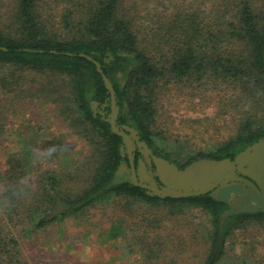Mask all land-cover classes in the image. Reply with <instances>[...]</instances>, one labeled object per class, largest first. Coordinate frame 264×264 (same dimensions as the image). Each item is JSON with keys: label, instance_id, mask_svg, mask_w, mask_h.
<instances>
[{"label": "trees", "instance_id": "1", "mask_svg": "<svg viewBox=\"0 0 264 264\" xmlns=\"http://www.w3.org/2000/svg\"><path fill=\"white\" fill-rule=\"evenodd\" d=\"M43 1L13 0L9 16L0 20V151L3 148L7 157V169L0 175V264H31L19 238L27 229L40 230L73 215L84 218L96 204L112 200L134 207L133 213L141 205H166L181 212L200 209L212 222L206 237L209 252L201 264H264V257L254 260L250 252L236 253L231 237L244 225L264 223V214L232 216L221 223L227 207L223 198L208 193L161 199L128 180L117 179L116 172L127 156L122 138L109 123L110 95L95 64L79 56L85 54L97 61L112 83L117 127L128 134L125 127L136 131L140 142L157 155L163 134L155 126L163 86L192 80L240 92L238 101L230 100L225 106H252L262 116L245 111L234 137L184 165L174 161L183 168L199 158L233 160L264 138V0L212 1V9L202 21L189 10L170 15L167 33L161 37L168 53L162 65L152 56L158 45L140 40L135 18L123 7L125 0H88L77 12H67L61 32L47 27ZM48 107L57 123L62 122L89 147L90 156L75 160L68 172L35 165L27 146L23 152L4 146L9 116ZM134 145L138 147L136 142ZM42 149L49 163L57 157L67 163L72 157L60 139L45 142ZM166 156L170 158V154ZM68 177L78 184L74 197L61 189ZM56 196L69 209L52 217ZM146 222L152 226L150 219L142 223ZM141 240L143 237H131L130 244L124 238L117 246L118 253L101 264H158L164 245L156 252V242L147 255L131 261L137 253L133 248L144 244Z\"/></svg>", "mask_w": 264, "mask_h": 264}, {"label": "rangeland", "instance_id": "2", "mask_svg": "<svg viewBox=\"0 0 264 264\" xmlns=\"http://www.w3.org/2000/svg\"><path fill=\"white\" fill-rule=\"evenodd\" d=\"M87 1L44 0L42 8L47 27L63 31V19L67 12H77ZM212 1L217 0H125L123 7L135 18L140 29V40L158 45L152 56L162 65L168 53L167 48L162 47L161 37L167 33L169 16L189 10L197 13L202 21L212 9ZM12 2L0 0V20H4L5 15L9 16ZM237 95L240 92L225 85L213 86L192 80L172 81L163 86L159 92L155 126L163 134L159 137L160 152L170 154L171 159L180 163H186L234 137L245 111H251L256 117L262 116L252 106L238 109L225 106L230 100H236ZM51 114L53 112L48 107L20 112L16 117L9 116L5 124L7 136H4V146L8 145L13 151L20 152L27 146L31 149L35 165L53 166L58 171L68 172L72 170L75 160L81 162L90 154L89 147L61 121L57 123L59 120H54ZM38 127L43 129L38 131ZM53 139H60L62 144L68 146L72 157L67 163L60 157L54 163L44 159L42 146ZM6 159L2 148L0 175L7 169ZM29 180L33 181L32 177ZM61 189L72 197L79 192L77 182L69 177ZM133 211H136L134 207H123L119 201L112 200L96 204L85 213L84 218L82 214L73 215L40 230L26 228L27 233H21L19 237L23 253L31 264H55L58 261L66 264H101L109 255L118 253L117 246L123 243L124 238L131 244V237H143L141 241L144 244L133 248L137 253L131 261L147 255L148 248L155 242L159 245L155 247L156 252L164 245L158 264H201L207 258V229L212 227L207 213L197 208L181 212L166 205H141L137 213ZM145 218L150 219L151 227L146 226L147 222L142 223ZM144 237L150 239L146 241ZM231 237L236 243V253L250 252L254 260L264 257V223L244 225Z\"/></svg>", "mask_w": 264, "mask_h": 264}, {"label": "water", "instance_id": "3", "mask_svg": "<svg viewBox=\"0 0 264 264\" xmlns=\"http://www.w3.org/2000/svg\"><path fill=\"white\" fill-rule=\"evenodd\" d=\"M67 55L72 54L67 53ZM79 56L95 64L110 95L112 113L109 118V123L112 131L122 138L123 144L127 149L131 165L129 182L137 187L146 189L149 195L158 196L161 199H181L201 196L208 193H211V195H218L221 189L235 186L238 182H244V185L248 184L252 187L254 186L252 182L246 178L239 177L237 173L249 175L253 166L264 169V138L238 153L233 160L229 158L221 160L199 158L188 164L185 168L179 169L175 163H171L162 157L154 155L152 150L144 142H140L136 131L125 127L130 133L128 134L117 127L116 118L118 115V108L112 83L103 73L101 65L97 61L85 54H80ZM96 106L97 103L94 104V107ZM134 142H136V145L139 147L140 153L145 157L147 164L150 167L154 166L155 174L164 187L159 188L154 179L141 176L137 178L133 156V151H135ZM245 167H248V172H245ZM145 169L146 164L140 161L139 172L144 173ZM124 172H128V170L124 165H121L116 172V176H122ZM68 209L69 206L56 196V207L51 216H56Z\"/></svg>", "mask_w": 264, "mask_h": 264}, {"label": "flooded vegetation", "instance_id": "4", "mask_svg": "<svg viewBox=\"0 0 264 264\" xmlns=\"http://www.w3.org/2000/svg\"><path fill=\"white\" fill-rule=\"evenodd\" d=\"M251 146V145H250ZM140 149L135 146V151H133L134 156V166L136 170L137 178L148 177L154 179L159 188L164 187V185L159 181V178L155 174L154 166L150 167L147 164L145 157L140 154ZM126 158L121 165H124L128 172H124L122 176H116L119 181H129L131 176V165L129 162V156L127 149L125 147ZM139 153V155H138ZM158 157H162L168 160L171 163H175L179 169L185 168L187 165L180 168L174 159L167 158V156L161 152H158L159 155L152 152ZM140 161L146 164L145 172H139ZM193 162V161H192ZM184 165L185 163H180ZM245 172H248V167H245ZM239 177L248 179L253 183V187L244 182H238L237 185L228 187L226 189H221L218 192V195H212L215 198H223L227 207L223 210L221 216V223H224L229 217L242 215V214H264V169H260L257 166H253V169L250 170V174L237 173ZM211 194V193H210Z\"/></svg>", "mask_w": 264, "mask_h": 264}]
</instances>
